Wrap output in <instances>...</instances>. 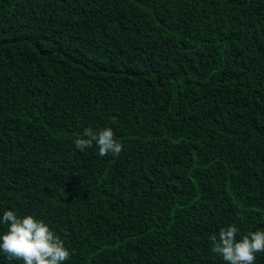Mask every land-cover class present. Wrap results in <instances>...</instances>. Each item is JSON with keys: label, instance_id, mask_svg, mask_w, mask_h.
<instances>
[{"label": "trees", "instance_id": "16d2710c", "mask_svg": "<svg viewBox=\"0 0 264 264\" xmlns=\"http://www.w3.org/2000/svg\"><path fill=\"white\" fill-rule=\"evenodd\" d=\"M6 210L64 264H225L212 234L264 231V0H0Z\"/></svg>", "mask_w": 264, "mask_h": 264}, {"label": "clouds", "instance_id": "9594fccd", "mask_svg": "<svg viewBox=\"0 0 264 264\" xmlns=\"http://www.w3.org/2000/svg\"><path fill=\"white\" fill-rule=\"evenodd\" d=\"M73 143L80 151L95 144L100 157L118 156L122 151L110 127L98 132L85 128ZM0 224L7 225V230L0 235V252L9 259L22 260L23 264H64L71 255L65 242L43 219L30 214L21 217L6 210ZM237 235L238 228L234 224L221 227L218 234L209 237L210 251L219 255L225 264H255L256 254L264 252V231H250L239 239Z\"/></svg>", "mask_w": 264, "mask_h": 264}]
</instances>
